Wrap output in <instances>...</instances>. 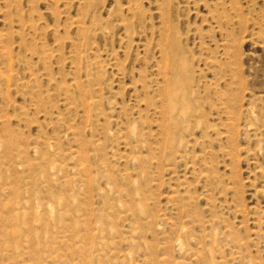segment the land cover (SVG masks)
I'll list each match as a JSON object with an SVG mask.
<instances>
[{
    "label": "rangeland",
    "instance_id": "374dc122",
    "mask_svg": "<svg viewBox=\"0 0 264 264\" xmlns=\"http://www.w3.org/2000/svg\"><path fill=\"white\" fill-rule=\"evenodd\" d=\"M0 264H264V0H0Z\"/></svg>",
    "mask_w": 264,
    "mask_h": 264
},
{
    "label": "bare ground",
    "instance_id": "6f19581e",
    "mask_svg": "<svg viewBox=\"0 0 264 264\" xmlns=\"http://www.w3.org/2000/svg\"><path fill=\"white\" fill-rule=\"evenodd\" d=\"M174 40H175V38H174ZM180 83H181V81H180ZM177 86V85H176ZM179 87V86H178ZM185 87V86H184ZM174 89V88H173ZM184 89V88H183ZM183 91V90H182ZM182 91H180V92H182ZM178 96H179V89H177V90H171V92L168 94V100H169V103H170V106H169V114L171 115V116H174V114L177 112V98H178ZM188 113V112H187ZM186 113V111H184V115L185 114H187ZM173 127V126H172ZM174 132H175V130H174ZM173 128L171 129V133H170V135H172L173 136Z\"/></svg>",
    "mask_w": 264,
    "mask_h": 264
}]
</instances>
